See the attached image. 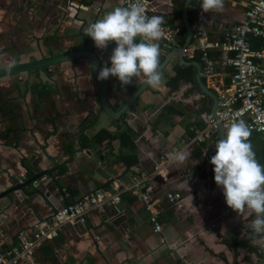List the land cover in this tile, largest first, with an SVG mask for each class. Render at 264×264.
<instances>
[{"label": "crops", "instance_id": "1", "mask_svg": "<svg viewBox=\"0 0 264 264\" xmlns=\"http://www.w3.org/2000/svg\"><path fill=\"white\" fill-rule=\"evenodd\" d=\"M151 1L155 16L166 23H184L186 0ZM251 1L224 0L220 11L202 12L199 17L192 7L190 20L216 42L239 21ZM117 6H122L121 0H0V58L12 64L32 52L29 58L36 61L88 45L100 56L103 66L107 63L110 67L115 43L101 50L85 33L90 24ZM186 36L185 29L184 40ZM178 62L173 58L168 66L171 71L164 72L165 85ZM145 79L143 75L137 78L140 83ZM108 80L110 105L119 110L129 95L118 78ZM217 80L228 84L229 75L222 73ZM205 84L208 87L206 80ZM166 87L164 93L149 87L127 111L138 156L130 166L121 154L131 151L122 147L119 137L111 141V158H106V145L84 147L83 138L88 134L107 129L117 135L124 125L121 117L99 113L100 84L92 75L89 60L58 64L33 71L30 79L24 74L0 83V192L22 183V174L26 176L23 182L33 177L27 176V165L37 168L35 175L58 168L57 182L46 175L40 187L32 183L0 200V254L19 243L21 232H34L54 209L67 202L74 204L82 195L102 187L115 192L116 182L130 183L133 174L152 178L149 186L163 224L162 233L154 231L149 221L151 212L139 199L140 191L124 190L122 213L107 206L104 212L92 211L84 224L63 226L54 239L36 250V262L264 264V237H253L250 228L254 214L248 210L237 213L228 207L222 187L215 183L210 158L220 137L211 136L202 143L186 141L206 127L204 115L211 113V97L200 88L191 92L190 83H181L175 90ZM167 103L178 112L171 115V123L157 124V115ZM250 140L257 160L264 165V138L254 134ZM80 146L83 151L70 161ZM177 152L185 155L183 163L170 159L169 154ZM158 165L163 167V175L155 172ZM99 168L111 179L104 178ZM170 192L183 196L181 209L168 202Z\"/></svg>", "mask_w": 264, "mask_h": 264}, {"label": "built area", "instance_id": "2", "mask_svg": "<svg viewBox=\"0 0 264 264\" xmlns=\"http://www.w3.org/2000/svg\"><path fill=\"white\" fill-rule=\"evenodd\" d=\"M128 3L129 0H121L122 6H127ZM143 6L148 16L154 15L156 8L151 0H143ZM196 14L201 16L202 9L196 8ZM162 27L164 36L159 42L161 54L166 56L174 48L184 47L183 22H164ZM213 48L219 50L217 56L212 54ZM183 53L187 60L200 63L201 78L206 80L218 100L217 117L205 114L206 127L189 135L186 141L190 144L202 143L208 137H218L220 122L226 127L238 120H243L250 127L251 136L259 134L264 138V0H252L248 3L239 21L226 32L222 40L212 42L205 31L197 29ZM222 73L229 75L228 84L217 80V76ZM163 170L162 166L155 167V172L159 175ZM24 179L26 176L22 174L21 182ZM151 179L132 174L130 183L116 182L115 192L103 189L85 196L76 204L54 209L51 216L43 220L34 232L20 233L19 243L0 254V264H46L38 263L34 258L36 250L43 243L54 239L59 229L67 224L86 223L88 215L94 210L104 212L107 206H112L117 214L122 213L124 190L140 191L139 199L151 212L149 221L154 231L162 233L163 224L149 186ZM43 182H46L45 177L33 184L38 188ZM167 199L171 205L182 208L181 193L170 192Z\"/></svg>", "mask_w": 264, "mask_h": 264}, {"label": "clouds", "instance_id": "3", "mask_svg": "<svg viewBox=\"0 0 264 264\" xmlns=\"http://www.w3.org/2000/svg\"><path fill=\"white\" fill-rule=\"evenodd\" d=\"M224 0H201L203 13L220 11ZM164 21L160 16H148L143 0H129L127 6H117L90 24L85 35L98 49L115 43L107 63L100 68L97 79L116 77L121 86L133 83L143 75L145 83L158 87L163 82L160 71V41L164 36ZM251 129L243 120L226 126L223 138L215 144L216 153L210 158L214 165V180L222 187L228 207L240 213L248 210L255 218L250 228L253 237H264V165L256 158L251 143ZM170 159L183 163L182 152L169 154Z\"/></svg>", "mask_w": 264, "mask_h": 264}, {"label": "water", "instance_id": "4", "mask_svg": "<svg viewBox=\"0 0 264 264\" xmlns=\"http://www.w3.org/2000/svg\"><path fill=\"white\" fill-rule=\"evenodd\" d=\"M193 0H186L184 7H183V12H182V18L184 21V26L186 29V40L184 47L187 46L193 36L197 33V29L193 26L191 20H190V13H189V7L191 5ZM184 47L181 48H174L171 50L168 54H166L164 60L160 64V71L163 72L171 63L172 59L177 57L179 62L183 65H193L196 68V80L199 84L200 90L207 94L209 97L212 99V109H211V115L214 117H217V109H218V100L216 94L210 90L206 84L203 82L200 71H201V65L198 61H191L187 60L184 57ZM33 53L31 52L28 56L22 55L20 59L17 62L14 63H4L2 62L0 58V83L3 81H6L14 76L18 75H27V78L30 79L32 76L33 71H42L47 67H52L58 64H63L66 62L70 63H75L76 60L79 59H87L90 61L91 69H92V75L93 77L97 80V82L100 84V110L99 113L102 111H105L107 114H109L112 118L114 119H119L124 112H127L130 107L134 104H136L138 98L141 96V94L150 87V85L145 83V80L140 83L139 88L135 93H133L123 104V106L119 110H114L112 106L110 105L109 99H108V88H109V80H99L97 79L98 72L101 67H103V62L100 56L93 50L90 49V47L87 45L84 48H77L71 51H67L64 53H60L54 56L46 57L43 56L41 59L36 60V61H31L30 56H32ZM42 55V54H41ZM4 61V60H3ZM23 78V77H22ZM93 115V114H92ZM219 137L223 138V134L225 132V125L223 122H220L219 124ZM83 151V147L80 146L79 149H75L73 152L70 161L74 158L75 154ZM58 168H54L51 170H43L38 172L36 175L33 177L29 178L25 182L18 183L14 186H11L10 188L3 190L0 192V200L6 197H10L13 193H17L21 190H24L25 187L29 184H32L34 181L39 180L43 178L46 175H50L55 182L56 180V175L55 172ZM102 176L106 179H111V176L108 172H106L104 169L99 168L97 170ZM59 185V183H58ZM60 187V185H59ZM60 189H62L60 187ZM101 189H104L102 187ZM37 192L41 193L44 196L43 191L37 190ZM93 192H88L85 195H82V197L77 200L74 204L82 201L85 196L90 195ZM67 205H71L69 202H67ZM54 209V206H53Z\"/></svg>", "mask_w": 264, "mask_h": 264}, {"label": "trees", "instance_id": "5", "mask_svg": "<svg viewBox=\"0 0 264 264\" xmlns=\"http://www.w3.org/2000/svg\"><path fill=\"white\" fill-rule=\"evenodd\" d=\"M201 0H193L190 7L189 13H192V7L200 8ZM213 55H218L219 52H213ZM165 54H161L159 57L160 64L164 60ZM198 60V58H196ZM174 74L169 77L166 82V85L170 90L177 89L181 83H190L192 85L191 92L196 91L199 89V84L196 80V68L193 65H183L180 62L173 66ZM205 83V80H203ZM140 86V82L137 79H133V83L127 86H123L124 89L127 91L129 97L137 91ZM132 106L131 108H133ZM210 110V108H208ZM178 112V110L173 106V104L167 103L163 106L161 111L158 113L156 118V123H171V115ZM127 112H124L121 116V120L124 123L122 130L117 134L114 135L112 132L108 131L107 129H101L100 131L94 134H88L85 138H83L84 147L92 148L96 145H106V158L114 156V148L111 145V141L115 137H119L122 147L128 148L131 153H123L121 154L123 161L128 165H133L138 161V156L136 151V143H135V132L133 128L127 123ZM96 122L95 119L92 120L91 124L94 125ZM102 153L103 151L100 150ZM27 176H33L37 172V168L31 165H27ZM264 250H261V254Z\"/></svg>", "mask_w": 264, "mask_h": 264}, {"label": "rangeland", "instance_id": "6", "mask_svg": "<svg viewBox=\"0 0 264 264\" xmlns=\"http://www.w3.org/2000/svg\"><path fill=\"white\" fill-rule=\"evenodd\" d=\"M168 71H171L170 69H169V67H167L163 72H162V76H163V82H162V84L160 85V86H158V87H152V86H150V88H154L156 91H158V92H161V93H164L165 92V90H166V85H165V83H164V76H165V73L164 72H168ZM149 88V87H148Z\"/></svg>", "mask_w": 264, "mask_h": 264}]
</instances>
